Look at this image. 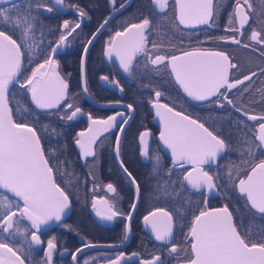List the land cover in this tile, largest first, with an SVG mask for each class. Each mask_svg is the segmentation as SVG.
<instances>
[{
    "label": "snow or ice",
    "instance_id": "obj_1",
    "mask_svg": "<svg viewBox=\"0 0 264 264\" xmlns=\"http://www.w3.org/2000/svg\"><path fill=\"white\" fill-rule=\"evenodd\" d=\"M117 0H109L114 12L125 8L128 0L115 7ZM153 6V15L159 16L156 29L163 26V20L167 16L169 0H150ZM51 4L63 8L64 0H51ZM176 19L185 27L195 25H207L209 28L215 25V18L221 11L220 0H175ZM75 8L80 17L86 13ZM41 10L52 13L54 7L50 6L47 0H0V264H25V261L18 255L22 249H15L9 246L16 235H25L28 231L27 226L21 229L22 220L30 222L31 228L36 231L31 233L32 245H42L43 241L39 233L43 226H47L51 221L61 222L62 216L70 208V197L60 184L54 179L60 164L67 162L59 161L56 150H49L48 153L42 147L41 135L38 133L35 124L19 122L28 120L36 116V113L29 107L17 101L19 107L16 109L17 118H14L13 110L9 107L10 85L19 84V89L29 93L31 103L36 109H53L60 105L61 100L65 99L68 90V83L62 79L57 72V61L54 58L59 49L62 48L68 38L80 28L79 23L73 26L70 21L65 20L62 25L63 31L59 39L55 42L56 46L51 47V53L44 59L43 63L37 65L32 70V74L24 80H20L22 75L23 59L25 56H33V48L39 44L30 43L34 39L37 30V22L40 19ZM158 10V12H157ZM254 13L259 17V23L264 24V5L259 12L254 9L251 0H235L233 11L228 15L227 32L241 33L251 28L248 39L256 45H260V53L264 56V28H257L253 23ZM108 23L107 20L100 25L103 28ZM238 24V27L234 25ZM41 25V29H42ZM70 29V30H69ZM153 28V21L149 17H144L138 23H129L122 31H117L109 40L108 46L104 50V55L111 58L115 56L119 61V66L124 73L133 76L134 59L143 54L147 57V63L158 68L170 69L171 75L179 85L183 93L193 101L208 102L209 104H220L216 99L223 96L229 105L234 106V101L229 99V93L222 89H236L239 85H244L245 81H250L255 72L245 75L243 79L230 80V70L238 66L230 62L229 57L220 51H201L193 49L184 51L181 55L159 54V49L163 43L152 41L153 53H150L147 45L149 35ZM100 29H97L99 31ZM243 30V31H242ZM43 35V32L41 31ZM16 36L17 38H13ZM217 40L229 41L233 44H240L241 41L235 36H220ZM90 40L88 44H91ZM245 44L244 47H251ZM255 50V49H254ZM88 46H84L85 55ZM147 69V65H145ZM84 72V58H81V74ZM264 75V69L261 70ZM101 81H108L123 91L118 81L111 80L105 75L100 76ZM148 87V85H144ZM88 91L84 87V92ZM155 99L149 100L151 106L156 110L159 117L161 130L159 140L164 148L170 151L172 168L164 174L167 179L160 182L161 164L160 156H150L148 137L150 133L143 131L139 135L140 155L153 162V175H156L158 183L155 191L158 194L171 196L173 193L177 197L182 196L185 191L190 189L200 193L203 197L205 208L201 209L198 215H194L188 232L185 235L184 256L180 255L179 245L172 243L174 239V226H177L183 217L179 214L174 215L164 208H156L148 215L143 217L144 224L150 227L154 239L161 242L162 247L171 245L168 249V257L163 253L154 255L150 259H141L139 264H171L175 260L176 264H264V242H253L251 231L245 232L243 218L237 222L234 214L225 205L218 208H207L208 195L217 193L219 188V175H211L210 169L213 164L218 165V157L228 151L237 150L240 153L241 164L233 165L229 168V178L234 169L239 170L241 165H249L250 159L254 158L257 151L264 156V115H249L241 108L235 111L241 116H246L248 120L259 121L258 129L253 137H248L243 132L241 126L247 127L245 121H237V127L241 128L242 135L237 141L236 148L227 144L219 135L210 131L204 123L197 119L190 118L180 111H175L166 103H161L160 98L164 93L159 89H153ZM244 91H248L245 88ZM261 94V102H264V89H258ZM21 92V95H23ZM15 95V92H13ZM119 103V101H117ZM71 110L72 104L65 106ZM127 111H134L133 105H126ZM81 114V109L76 107L66 116L68 121H72ZM125 116L124 112H117L110 115L107 119H93L88 115L90 121L87 134L79 132L76 145L80 149V158L86 159L93 157L96 152L93 144L97 137L103 132H108L113 127H119L124 131V125L128 119L118 123V117ZM61 119H65L64 116ZM48 126L45 125V132ZM55 133V129H52ZM58 135V134H57ZM258 141V143H256ZM116 159L120 161V167L130 178V183L135 185L137 199L140 196V185L135 177L125 167L120 159V136H116L115 146ZM52 160L57 161L54 170ZM190 165V170L186 168ZM208 166L209 170L205 169ZM184 169L182 179L171 180L173 169ZM60 175L72 176L73 173L67 171V167ZM179 185L177 189L176 185ZM186 185L188 187H186ZM242 197H246L245 209L253 218L259 216L264 220V159L251 166V171L246 173V178L239 179L235 185ZM108 192L115 193L116 188L112 183L106 185ZM10 194V196H9ZM22 202V204L20 203ZM187 203V201H185ZM97 204H102L103 210L97 208ZM250 206V207H249ZM136 203H132L131 208L135 210ZM93 208L96 215L101 220L112 221L118 216H123L113 203L106 199L100 201L93 200ZM254 210V211H253ZM132 212H128L125 219L130 220ZM67 227V226H66ZM125 239L130 231V225L125 224ZM3 234H7L5 237ZM261 241H264V231L257 233ZM27 243V241H23ZM98 247L92 243H84L83 248H77L71 253L74 264H79L78 253L84 248ZM106 247H113L107 245ZM57 248L56 238L52 237L47 241V247L43 249L44 259L41 264H53V253ZM132 253V257L138 256ZM126 257L123 252L119 253L115 259L108 261V264H121L122 260L131 259ZM83 264H89V260H84Z\"/></svg>",
    "mask_w": 264,
    "mask_h": 264
},
{
    "label": "flooded vegetation",
    "instance_id": "obj_2",
    "mask_svg": "<svg viewBox=\"0 0 264 264\" xmlns=\"http://www.w3.org/2000/svg\"><path fill=\"white\" fill-rule=\"evenodd\" d=\"M47 2L54 7V11L48 13L41 10L34 39L29 41L39 44V47L33 48L31 62L27 56L23 59L22 75L19 76V79L24 80L30 76L32 70L43 63L44 59L51 53V47L56 46L55 42L63 31L62 25L65 20L70 21L73 26L75 23L81 25L54 57L58 65L57 72L69 85L65 99L61 100L60 105L56 108L35 109L40 115L52 117L53 120L58 121L55 124L59 130L60 127L64 128L60 137L69 142L66 145H45L41 141L46 153L54 149L59 161L67 162L66 165L60 164L54 179H58L61 183L74 184L76 185L75 189L83 190L85 194L82 202L81 198L78 199L77 204L73 201L71 204L70 201L69 212L62 217L61 222L51 221L47 226L42 227L39 233L43 241L42 245L33 244L31 249L28 248V243L31 242V233L36 229H32L30 222L24 219L21 223V229L27 226L28 231L25 235L18 234L11 241H8L9 246L22 249L18 255L25 261V264H41L44 259L43 249L47 247V241L52 237L56 238L57 243V248L53 253V264H74L71 253L75 252L77 248H83L84 243H92L98 247L84 248L82 252L78 253L79 264H83L86 259L89 260V264H108L109 260L115 259L121 252L126 257H132V253L139 254L131 259L122 260L121 264H139L141 259H150L152 256L161 253L167 258L168 249L171 245L162 247L161 242L153 240L147 232V228L150 227H147L143 221L144 216L158 208L156 202H152L151 198L153 197L156 201L160 194L155 191L158 183L157 178L144 175L146 171L150 174L147 168L153 167V162L140 155L139 135L141 132L148 131L150 133L148 137L150 156H160L161 160L166 161V165L172 168V160L161 151L159 142L161 129L155 123L150 111L149 100L155 99L153 89H159L164 93L160 98L161 103H166L175 111H180L189 115L190 118L197 119L204 123L210 131H213L210 126L217 124L218 129L213 131L214 134L220 136L219 132H222L224 137L226 134L221 129L223 127L222 122L230 120L237 125V121L243 119L247 125V127L241 126L243 132H246L249 137H253L258 129L259 121L248 120L246 116H241L235 109L241 108L243 112H247L249 115H264V102H261V94L257 91L264 89V75L261 74V70L264 69V56L260 53L261 46L248 39L251 28H248L247 25L245 26L247 31L242 30L243 35L225 30L228 26V15L233 11L235 0H220L221 11L219 16L215 18V25L211 28L207 25L181 26L176 19L175 0H169V7L166 10L167 16L163 20V26L159 29H156L159 16L153 15V6L150 0H128L125 8L116 12L112 10L109 0H64L63 8L52 5L51 0H47ZM251 2L256 12H259L261 6L264 5V0H251ZM121 3H125V0H117L115 7L119 9ZM72 5L83 10L86 15L80 17L75 8L70 7ZM144 17H149L153 21V28L156 29L149 35L147 48L150 53H153L152 41L163 43V47L159 49V54L181 55L184 51H192L197 48L201 51H220L229 57L231 63L238 66L236 69L230 70V80L243 79L245 75H251L255 72L256 75L250 81H245L244 85H239L232 90L222 89V91L229 93L228 98L234 101V106L229 105L223 96L216 98L223 107L219 104L191 100L176 84L170 69L162 67L157 69L147 63V57L143 54L134 59L133 76L123 72L115 56L109 58L104 55L109 40L117 31H122L129 23L140 22ZM105 20L108 23L100 28ZM253 23L258 29L264 28V24L259 23V17L255 13ZM41 25L43 26L42 29ZM234 26L238 27V24ZM97 29L100 30L97 31ZM220 36H235L241 43L233 44L230 40H217L216 37ZM13 38L17 37L14 36ZM90 40L92 43L88 44ZM245 44L252 46L246 48L244 47ZM84 46H88L86 55ZM82 57L84 58L83 77L81 74ZM145 65H147V69H145ZM101 75L108 76L109 81H118L123 91L108 81H101ZM144 85H148V87H144ZM85 86L88 89L87 97L82 91ZM13 87L20 90L19 84L10 85V90ZM245 88H248V91H244ZM25 94L27 96L26 101L32 104L30 94L26 92ZM67 104H72L73 108L67 109L65 107ZM128 104L133 105L134 111L131 113L127 111L126 105ZM32 105L35 107L34 104ZM76 107L81 109V114L72 121H68L66 116L70 115ZM117 112L125 113V116L118 117V123L128 119V123L124 125V131L121 132L119 127H113L108 132H103L93 144V149L96 152L95 159L93 157L81 159L80 149L75 140L79 138L77 135L79 132L87 134L90 124L88 115H91L93 119H107L108 116L115 115ZM62 116L65 119H61ZM241 128L239 129L241 130ZM117 135L120 136V159L140 185V196L139 199L136 197V200L133 185L124 176L114 159V142ZM50 141L54 142L56 139L50 136ZM254 158L256 160L252 164L258 163L260 159H264V156H261L260 152L257 151ZM252 164L246 165L248 170L243 169L234 180L235 194L244 203H246V197L241 196L235 185L239 183V179L246 178V173L251 171ZM52 165L55 170L57 161L52 160ZM216 166L217 164L211 166V175H214ZM65 167H67V171L73 173L72 176L60 175ZM186 168L190 169V167ZM205 169L209 170L208 166H205ZM173 170L180 173V179H182L184 169L177 167ZM138 174H142V176H138ZM108 183H112L116 188L115 193L107 191L106 185ZM218 195L217 192V196L208 198V201L216 199ZM94 199L97 201L108 200L124 215L118 216L112 221L101 220L93 208ZM134 202L137 207L132 210L131 205ZM103 207L102 204H97V208L103 210ZM130 211L132 218L127 220L125 216ZM71 213L74 216L70 218ZM125 224L130 225L127 239L124 238ZM189 226L190 223L186 229L184 225L180 229L174 226L172 243L180 246L181 256L185 255L183 249ZM3 235L7 237V234ZM23 241H27V243H23ZM107 245H113V247H106ZM171 264H176V261H171Z\"/></svg>",
    "mask_w": 264,
    "mask_h": 264
},
{
    "label": "trees",
    "instance_id": "obj_3",
    "mask_svg": "<svg viewBox=\"0 0 264 264\" xmlns=\"http://www.w3.org/2000/svg\"><path fill=\"white\" fill-rule=\"evenodd\" d=\"M13 92H15V95H13ZM21 92L23 90H18L17 88L13 87L12 90L9 92V107L13 110L14 118H17L19 120V117L17 116L16 109L19 107L17 101H20L25 106L31 108L35 113L36 116L30 117L28 120H19V122H26L29 124H35V127L37 128L38 133L41 135V141L45 143V145L49 144H60V145H66L68 144V140L60 137L63 133V129L60 127V130L58 126L55 124L58 121H55L52 119V117H47L44 115H40L35 107L26 101V94L23 92V95H21ZM223 123V127L221 128L223 132H225V136L223 137L222 132H219L220 137L225 140V142L232 146L233 149L236 148L237 141L241 137L242 132L239 128L236 127L234 121L226 120ZM216 124V123H215ZM45 125L48 126L47 132H45ZM213 126H210V129L215 131L217 130V124ZM219 127V126H218ZM217 128V129H216ZM52 129H55V133H52ZM61 132L60 134H58ZM58 134V135H57ZM224 134V133H223ZM50 136H53L56 141L51 142ZM249 137V136H248ZM58 138V139H57ZM250 159L251 163L255 161V158H248ZM161 164L163 165L162 169L160 170V182H163V179H167V176L164 174L168 171L169 167L166 165V161L161 160ZM241 164V157L240 153L237 150L228 151L224 154V156L218 161L219 167H215L214 169V176L219 175V188L217 192L219 193L218 197L216 199H211L208 201L207 206L212 207L216 205L220 206H229V210L233 212L234 219L239 222L241 218H243V225L245 232L251 231L253 235L251 236V240L253 242H264L260 240V237L257 235L260 231H264V220L260 219L259 216H256L253 218L250 214L246 212L245 209V203L242 199H240L236 194L234 190V180L235 177L238 175L239 172H241L243 169L248 170V166L241 165V168L239 170L234 169L232 171L231 178H229V168L233 165H239ZM147 168V167H146ZM153 167L150 169L147 168L149 172L146 171L144 174L145 176L150 177H156L157 180L159 179L156 175H153L152 172ZM138 176H142V174H138ZM180 179V173H177L173 170V175L171 176V180L176 181ZM57 183L60 184L61 187H63L66 191V194L69 195L70 201L72 204V201L75 202V204L78 203V199L81 198V202L84 199L85 192L82 190L75 189L74 184H66L61 183L58 179H56ZM177 189L179 188V185H176ZM80 193V197H79ZM152 202H156V207L158 208H164L165 210L169 211L174 215V218L177 214L183 217L182 221L178 223L176 226L178 229L184 225V228L186 229L189 223L191 222L194 215H197L201 209H203V197L201 194H191L187 191L183 193L182 196L177 197L175 193H173L171 196H165L163 194H160V197L154 200V198H151ZM187 201V203H185ZM73 209V208H72ZM74 214L71 213V217H73ZM184 229V230H185Z\"/></svg>",
    "mask_w": 264,
    "mask_h": 264
},
{
    "label": "water",
    "instance_id": "obj_4",
    "mask_svg": "<svg viewBox=\"0 0 264 264\" xmlns=\"http://www.w3.org/2000/svg\"><path fill=\"white\" fill-rule=\"evenodd\" d=\"M178 22H179V21H178ZM179 24H180V23H179ZM180 25L183 26V27H185V26L182 25V24H180ZM173 78H174V77H173ZM174 80H175V79H174ZM181 90H182V89H181ZM82 91H83L85 97H87V95H86V93L84 92V89H83V88H82ZM182 92H183V90H182ZM185 95H186V94H185ZM92 104H94V103H92ZM97 106H106V105H97ZM150 111H151V113H152V116H153V119H154L155 123H157L158 126H159L160 129H161V125H160L159 117L156 116V110H155L151 105H150ZM159 142H160V141H159ZM257 143H258V141H257ZM115 146H116V139H115V142H114V159H115V161H116L118 167L120 168V170H121L122 173L124 174V176L130 181V178L128 177V175H127V174L123 171V169L120 167L119 160L116 159ZM160 147H161V151L163 152V154L166 155L167 157H169V158L171 159L170 151L167 150V149H165L164 146H163V144H162L161 142H160ZM221 155H222V154H221ZM220 157H221V156H220ZM220 157H218V159H219ZM214 165H215V164H213L212 166H214ZM186 167H190V168H191L190 165H186ZM189 170H190V169H189ZM133 187H134V190H135V186H134V185H133ZM186 187H188V186L186 185ZM237 190H238V188H237ZM0 191H2V190H0ZM188 191L191 192V193H197V192H195V190L190 189V187H188ZM238 191H239V190H238ZM9 196H10V194H9ZM216 196H217V193H212V194H209V195H208V198H213V197H216ZM135 200H136V193H135ZM21 203H22V202H21ZM203 206H204V208H205V203H204V202H203ZM218 207H223V206L210 207L209 209H211V208H218ZM249 207H250V206H249ZM207 208H208V207H207ZM253 211H254V210H253ZM68 212H69V209L66 210L65 214H64L62 217L66 216V215L68 214ZM197 215H198V214H197ZM147 232H148L149 236H150L153 240H155L150 228H147Z\"/></svg>",
    "mask_w": 264,
    "mask_h": 264
}]
</instances>
